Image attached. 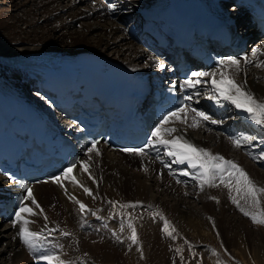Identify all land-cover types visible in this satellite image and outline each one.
<instances>
[{
    "label": "bare ground",
    "instance_id": "bare-ground-1",
    "mask_svg": "<svg viewBox=\"0 0 264 264\" xmlns=\"http://www.w3.org/2000/svg\"><path fill=\"white\" fill-rule=\"evenodd\" d=\"M147 1L150 4L140 0L122 1L123 4L119 7L114 4L112 8L118 12L126 9L131 13L130 16L126 14L116 16L115 14L108 15L104 10L105 5L99 0H70V6L64 5V0H3L0 3V55L16 56L41 51L65 53L69 51L66 54H78L94 51L93 53L109 56L116 62L125 64L143 77H149L155 71L161 70L157 67V62L164 66L166 64L149 55L137 43L138 47L134 46L132 41L134 42L135 37L132 36L131 30L123 36L120 35V26L116 21H113L117 20V17H119L118 20L124 22V20H129L132 15L134 18L135 16H146L159 10L165 3V0ZM134 3L138 6L130 8L129 6ZM82 5L88 7V14L81 12L79 6ZM22 13L23 15H21ZM87 16L91 20L89 24L83 22ZM52 20H56V22ZM76 23L82 26V31L74 30ZM50 24H55V27L47 26ZM134 24L135 22L130 26ZM135 30L134 28V34ZM245 34L248 35L246 31ZM255 40L260 41L256 32L252 33L249 43L255 42ZM251 46V54L248 58L253 63L246 67V72L249 74V77L246 78V88L258 99L264 100V67L256 66L264 60V43H254ZM256 48H260L261 53L253 57L252 52ZM164 69L166 68L164 67L162 70ZM6 77L28 100L34 103L39 102L38 95L27 94L32 83L24 75L8 71ZM244 77V74L241 73L235 78L237 82L244 83ZM207 80L208 83H211V78L208 77ZM219 99L220 103H216V101L209 105L202 103L201 110L215 119V117H219V113L223 117L226 114V109L232 106L235 110L234 113L237 112L240 116L236 123L226 126L206 123L193 129L189 127L190 117L193 114L189 113L187 123L175 120L167 125V127L177 128L178 131L172 136L165 135V138L172 139L174 136L183 135L185 139H189L199 147L209 149L213 154H220L226 159L234 160L248 172L258 186L264 187V173L255 167L256 163L247 162L243 158V152H247L243 151L244 147L235 148L229 139V137L235 138V131H239L240 127L246 128L248 125L259 129L261 127L252 122L246 113L236 109L230 102L224 101L222 97ZM60 121L71 127L65 120ZM196 131L200 134L207 133L208 136L201 137ZM97 147L100 149V154H92L89 170L98 184L89 179L87 174L82 173L79 165L73 170V175L82 184L92 189L95 198L88 196L81 187L73 185L69 181H65L63 186L52 181L33 185L31 187L33 195L44 209V213L37 216L26 215V218L33 221L29 225L30 229L43 232H47V229L58 230L52 235L44 233L47 238L42 241L43 248L39 252H33L19 238V225H15L14 222L5 225L0 221V228L5 225L2 231L5 230L6 234L4 232L3 234L10 242L6 251L0 253V264H46L37 258L42 252L44 254L54 252L62 259L70 261L71 264H181L182 262L185 264L186 256L177 251V249L185 248L178 246L180 243H184L182 246L188 245L189 247L203 246L199 248L200 250L206 246L213 248L212 251L206 253L205 262L201 261L203 264H226V262L237 259L245 264H253V262L264 264V230L251 227L249 222L233 213V207L226 204L228 202L233 205L230 202L229 190L223 185L218 188L206 186L201 192L199 181L194 179L198 170L192 169L187 163H176L174 157L167 155L168 149L164 147L158 152L148 153L146 157L114 153L103 145ZM229 151L240 158L235 159L233 155L230 157ZM258 152L253 155L255 156ZM249 157L253 162L252 154ZM87 158L88 154L81 160ZM166 164L169 167H165ZM145 168L148 171H145ZM184 172H189L190 175H183ZM188 179L193 180L192 182L197 188L196 191L193 192V189L185 186V181L188 183ZM216 183L219 181L217 180ZM65 188L67 194H65ZM10 191H12V185L0 177V200ZM51 194L60 198L63 207L62 222H60L62 219L55 207V201H50ZM232 195L235 194L232 193ZM69 196H74L82 201L96 215L82 214L79 211V205L70 200ZM210 197H216L219 203ZM170 199L174 201H172L173 204L175 203L174 205L169 203ZM109 201L118 203L116 207H113ZM195 202L199 208L192 206ZM26 203L34 211L39 212V209H36L31 201H26ZM121 204H137L139 206L121 209L119 207ZM246 207L251 211H256L251 208L250 203ZM261 207L264 208V196L261 197ZM157 212L161 213L175 228L176 231L173 234L175 239L163 232V220L160 216L153 215ZM45 214L48 217L47 221L44 220ZM121 218L125 224L123 233L119 231ZM129 218L137 228L143 255H141L139 246L132 245L128 239L130 229L126 225ZM96 221H101L102 224H94ZM90 222L96 229L92 233H85L83 230L87 229ZM213 222L215 227H213ZM63 231L70 232L72 235L65 237L62 235ZM113 232L120 235L119 241L113 236ZM109 234L112 237L108 241H97L100 239L99 237L105 238ZM171 247L175 248L173 253L167 249H172ZM225 249H228L233 255L227 257ZM213 250H217L218 253L214 254Z\"/></svg>",
    "mask_w": 264,
    "mask_h": 264
},
{
    "label": "snow or ice",
    "instance_id": "snow-or-ice-1",
    "mask_svg": "<svg viewBox=\"0 0 264 264\" xmlns=\"http://www.w3.org/2000/svg\"><path fill=\"white\" fill-rule=\"evenodd\" d=\"M261 53L260 48H256L252 52V56L255 57L257 54ZM253 61L247 56L243 57V66L241 65V60L236 57H228L226 59H220L218 62V67L211 72H201L196 71L190 74V78L186 79L181 85L182 88L192 89L196 88L203 81V78H211V85L214 89V95L209 96L208 99L215 100L216 103H220L219 98H223L224 101L230 102L236 109H239L247 114L248 118L254 122L256 125L264 129V100L258 99L254 93L247 90L245 79L244 83H239L236 80V76L241 73L247 76L246 67L252 64ZM257 67H264V60ZM157 67L163 69L164 65L157 62ZM219 77V78H217ZM192 96H186V101H191ZM189 113L193 115L190 117L191 123L189 127L193 129L199 128L202 124L210 123L213 125L224 123L223 120L213 119L211 116L203 111L191 108L189 104L185 103L181 107L176 108L174 111H169L165 114L160 122L156 125L155 129L151 132V140L149 146L159 145L167 148V155L174 157L176 163L184 164L187 163L192 169H197L198 171L194 175V179L199 181L200 191L203 192L205 187H215L218 188L223 185L224 188L229 190V195L232 203L239 209V211L246 217H249L253 224L264 226V208L261 207V197L264 196V187L258 186L255 181L250 177L248 172L237 162L231 159H226L223 155L213 154L209 149L199 147L192 143L189 139H185L183 135L174 136L172 139L165 138V135L172 136L173 133L178 131L175 127H166V125L171 124L175 120H179L181 123H187L189 120ZM233 146L237 149L244 147L245 145H251L254 137L252 136H242V137H229ZM98 141H94L92 146L88 148V158L85 160L77 161L71 164L69 167L63 170L60 176L54 177V183L61 186L64 185L65 181L71 182L73 185L79 186L83 189L90 197H94L92 189L82 184L75 175H73V170L79 165L82 173L88 175L89 179H92L94 183L98 184L95 177L92 176L90 172V161L92 159V154H100V149L97 147ZM125 151L130 154H134L141 157H146L148 152L145 148L138 149H125ZM251 155V154H250ZM254 160H264V153L259 156H252ZM169 167V165H165ZM148 171L147 168L144 169ZM183 175H190L189 172H184ZM219 183H216V181ZM26 187V195L23 196L19 204V208L15 213L14 224L19 225L18 236L22 240L23 244L33 252H39L43 248V243L47 237L44 235L43 231H33L30 229L29 225L33 221H30L27 216H37L44 213V209L37 202L36 197L33 195L31 187ZM235 193V195H232ZM65 194H67V189L65 188ZM243 194V195H241ZM219 203L216 197H210ZM70 200H73L77 205H79V211L82 214L91 213L96 215L95 212L84 204L79 199L74 196H69ZM245 200L250 203L251 208L257 209V211H251L249 208L241 204V200ZM26 201H31L35 205L39 212L34 211ZM118 202L109 201V204L116 207ZM137 204H121L119 207L123 208H135L138 207ZM154 216H160L163 220V232L175 239L173 235L176 231L175 228L170 224V222L162 216L161 213L157 212L153 214ZM48 217L45 214L44 220L47 221ZM211 219V217H209ZM46 227V226H45ZM126 227L130 229V235L128 239L131 241L132 245L139 246L141 255H143V249L141 246L140 239L138 237L137 228L133 223L132 219L129 218ZM213 227L215 223L213 222ZM171 229V230H170ZM58 229H47L48 235ZM125 230V224L121 218V224L119 231L123 233ZM62 235L65 237L71 236L72 233L63 231ZM219 235V232H217ZM113 236L119 241L120 235L113 232ZM179 252L180 249H177ZM227 249L225 252L227 253ZM214 254L215 250H213ZM218 255V254H217ZM230 255V254H229ZM40 261L46 262V264H71L70 261H66L61 258L60 255L56 253L40 254L37 257Z\"/></svg>",
    "mask_w": 264,
    "mask_h": 264
},
{
    "label": "rangeland",
    "instance_id": "rangeland-1",
    "mask_svg": "<svg viewBox=\"0 0 264 264\" xmlns=\"http://www.w3.org/2000/svg\"><path fill=\"white\" fill-rule=\"evenodd\" d=\"M65 2H64V5H67V6H70L71 5V2H70V0H64ZM138 1V0H137ZM140 1H144L146 4H150V2L149 1H147V0H140ZM3 2V0H0V3H2ZM19 2V1H18ZM87 5H90L89 3H87ZM136 5L137 4H133L132 6L130 5L129 7L130 8H134V7H136ZM134 6V7H133ZM138 6V5H137ZM79 9H81V12H83V13H85V14H88L89 12V9H88V7H86L85 5L83 6H79ZM21 15H23V13L21 14ZM46 16H49L48 14H46ZM118 18L119 17H117V20H113V21H116V23L118 24V26H120V29H121V32H120V35H122L123 36V34H125V33H128V31H126V25L124 26V24H122V21L121 20H118ZM53 22H56V20H52ZM112 21V20H111ZM81 22V21H80ZM84 23H86V22H88V24L89 23H91V20L90 19H88V16L86 17V20L85 21H83ZM47 26H49L50 28H54L55 27V24H50V25H47ZM82 26L79 24V23H76V24H74V30H78V31H82V28H81ZM66 34H68V33H66ZM132 41V40H131ZM261 42V40L259 41V40H255V42H251L250 44H249V54H251L250 52H251V49H252V44H259ZM132 43L134 44V46H136V43L135 42H133L132 41ZM136 47H138V46H136ZM77 48V47H76ZM66 50H68L67 48H65ZM83 49H84V47H83ZM94 52V51H93ZM66 53H69V51L68 52H66ZM158 61H160L159 59H158ZM142 64V63H141ZM144 64V63H143ZM241 65H242V61H241ZM249 77V74H247V77H244L245 79L246 78H248ZM237 78H239V77H237ZM244 79V80H245ZM35 101H37V100H35ZM233 111H234V109H233ZM228 118H230L231 119V121H233V119H235V117H232V114H228ZM224 126H226L228 123H226V121H224V123H222ZM174 125H175V123H174ZM257 129V128H256ZM198 131H196V133H197ZM214 132H216V131H214ZM203 133V134H202ZM201 134L198 132L197 134H199V135H201V137H204V135L205 136H208V135H206V134H204V132H202ZM254 133V132H253ZM252 132H250V131H248V132H245V134H244V136H252V137H254V140H253V142H252V144L251 145H245L244 146V148H242L243 149V151H247V152H243V158L248 162H250V163H256V165H255V167L257 168V169H259L260 171H262V173H264V160H254L253 158V162H252V160L251 159H249L250 157V154H252V156H254L253 154L254 153H256V152H258L255 156H259V155H261L262 153H264V130H259V132L258 133H256V134H253ZM240 137V136H239ZM253 147V148H252ZM249 148V149H248ZM258 149V150H257ZM252 150H254V151H252ZM261 151V152H260ZM247 153V154H246ZM245 154V155H244ZM228 155L231 157V155H233V157L236 159H239L240 158V156H238V155H236V154H234L232 151H229V153H228ZM249 155V156H248ZM262 164H263V166H262ZM184 180H185V178H184ZM193 180H191V179H188V183H187V181H185L186 182V187H188L189 189H193L192 191L194 192V191H196V186L194 185V182H192ZM195 189V190H194ZM235 194V193H234ZM241 195H243V194H241ZM49 198H50V201H55V207L58 209L57 210V212L59 213V215H60V219H62V220H60V222H62L63 221V215H62V211H63V207L61 206L62 204H61V201H60V198L57 196V195H54V194H51V196H49ZM173 200H169V203L170 204H172V205H174L173 204V202H172ZM230 202L232 203V201L230 200ZM226 204H227V206H230V207H233V209H234V211H233V213H235V215L237 216V217H240L242 220H246L247 222H249V224H251V227L253 226V228H261V229H263L264 230V226H261V225H255V224H253L252 223V221H251V219L249 218V217H246V216H244L240 211H239V209L233 204V205H230V203H228V202H226ZM241 204L242 205H244L245 207H246V205H248L249 203L248 202H246L245 200H241ZM197 205V206H196ZM193 207H197V208H199V205L195 202L193 205H192ZM256 211H257V209H256ZM52 212H53V209H52ZM218 213V211L216 212V214ZM232 214V213H231ZM230 214V215H231ZM52 215H55V213H52ZM92 220V219H91ZM95 223H98V224H102V222L100 221H96V222H94V224ZM5 225H7V224H5ZM5 225H2V227L0 228V253H3L4 251H6V249H7V245H9V240L7 239V238H5V235L4 234H6V232H5V230L4 231H2L4 228H3V226H5ZM98 228V227H97ZM95 229H96V227H95ZM95 229L93 228V224H91V222L87 225V229L86 230H83L85 233H92L93 231H95ZM3 232H4V234H3ZM45 234H48L47 232H44ZM52 235V234H51ZM56 235V234H55ZM110 237H112V235H108L107 237H105V238H101V237H99L98 239L99 240H97V241H108L109 239H110ZM182 238H184L183 236H182ZM188 238V237H187ZM184 243H180L178 246H181V247H185V248H181L180 249V253L182 254V255H184V256H186L185 257V260H186V262H185V264H203V263H201V261H204V259H206V257H205V255H206V253L207 252H210V251H212L211 249H213V248H211V247H205V248H201L202 250H200L199 248L200 247H203V246H188L186 243H185V245H187V246H182ZM196 247V248H195ZM172 249H170V248H167L168 249V251L170 252V253H173L174 252V250H175V248L174 247H171ZM188 248V249H187ZM256 249L257 250H259V248L258 247H256ZM191 250V251H190ZM228 250V249H227ZM187 253V254H186ZM201 253V254H200ZM215 253H218V251L217 250H215ZM42 254H44V252H42ZM230 254V255H229ZM233 255V253H231L229 250L227 251V254H226V256L227 257H230V256H232ZM202 258H203V260H202ZM225 260V259H224ZM223 260V261H224ZM205 262V261H204ZM122 263V262H121ZM181 264H183V262L181 263ZM206 264H208V263H206ZM226 264H245V263H243L242 261H240L239 259H237V260H232V261H229V262H226ZM253 264H256L255 262H253Z\"/></svg>",
    "mask_w": 264,
    "mask_h": 264
}]
</instances>
